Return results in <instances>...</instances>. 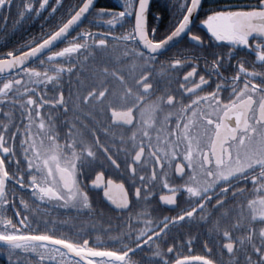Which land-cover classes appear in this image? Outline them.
<instances>
[{
    "label": "snow or ice",
    "instance_id": "6c2138e0",
    "mask_svg": "<svg viewBox=\"0 0 264 264\" xmlns=\"http://www.w3.org/2000/svg\"><path fill=\"white\" fill-rule=\"evenodd\" d=\"M204 3L0 0L7 264H264V0Z\"/></svg>",
    "mask_w": 264,
    "mask_h": 264
},
{
    "label": "flooded vegetation",
    "instance_id": "af4514ba",
    "mask_svg": "<svg viewBox=\"0 0 264 264\" xmlns=\"http://www.w3.org/2000/svg\"><path fill=\"white\" fill-rule=\"evenodd\" d=\"M108 4H101L100 0H97L98 5L103 6H115L119 3V0H106ZM212 2V0H205L204 6L208 7V5ZM217 2H221V0H217ZM152 3V11H160L167 15L166 13V0H151ZM11 23V20L9 21ZM167 23V20L164 21ZM40 32V21L36 20L34 22L25 23L21 27L17 28L15 32H12L11 29H8L6 32H0V51L4 50V45L7 47H13L19 44L21 41H25L31 34ZM58 212H62L63 210H54ZM199 250L198 248L196 249ZM195 254V252H194ZM5 258L0 257L1 261H4Z\"/></svg>",
    "mask_w": 264,
    "mask_h": 264
},
{
    "label": "trees",
    "instance_id": "16d2710c",
    "mask_svg": "<svg viewBox=\"0 0 264 264\" xmlns=\"http://www.w3.org/2000/svg\"><path fill=\"white\" fill-rule=\"evenodd\" d=\"M100 3L101 4H108L109 2L108 1H106V0H100ZM0 264H7V261H6V259L4 260V261H1V263Z\"/></svg>",
    "mask_w": 264,
    "mask_h": 264
}]
</instances>
